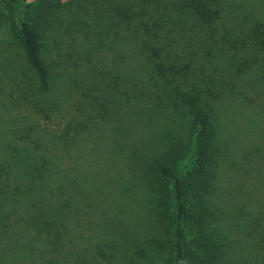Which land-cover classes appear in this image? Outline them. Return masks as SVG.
I'll return each mask as SVG.
<instances>
[{
    "label": "rangeland",
    "instance_id": "374dc122",
    "mask_svg": "<svg viewBox=\"0 0 264 264\" xmlns=\"http://www.w3.org/2000/svg\"><path fill=\"white\" fill-rule=\"evenodd\" d=\"M67 1L41 23L45 90L0 21V264H170L157 199L167 184L154 167L187 144V168L193 135L174 90L214 88L264 107V0H200L219 12L210 25L180 0H136L138 40L174 66L169 85L111 9L128 0ZM254 39L256 60L233 64ZM231 173L212 233L226 264H264V162Z\"/></svg>",
    "mask_w": 264,
    "mask_h": 264
},
{
    "label": "trees",
    "instance_id": "16d2710c",
    "mask_svg": "<svg viewBox=\"0 0 264 264\" xmlns=\"http://www.w3.org/2000/svg\"><path fill=\"white\" fill-rule=\"evenodd\" d=\"M62 1L32 0L23 3L19 0H5L6 12L0 14V21L8 22L13 36L22 47L25 62L34 71L41 90H45L48 84V72L41 55V23L55 17L51 14ZM180 1L201 23L210 25L219 15L217 9L209 7L203 1ZM128 3V7L126 3L124 6L117 4L111 7L120 17L118 21L124 22L126 37H135L132 42L140 54L151 50L157 52L153 41L148 38L138 40L137 21L133 15L140 4H136V0H128ZM105 6L110 7L111 3L105 2ZM28 12L31 15L28 16ZM83 23L90 24L80 21V24ZM97 25L98 20L93 18L92 26ZM250 43L251 49L240 55L243 61L234 60L233 64L248 67L250 62L256 60L254 54L258 47L254 48L255 39ZM146 57L153 60L152 70L158 79L167 85L175 82L174 75L177 71L174 66L165 64V60L161 58L154 59L149 53ZM191 90L185 93L174 90L180 95L190 116L193 132L188 166H179L187 151V144H180L173 147L171 154L167 151L163 160L154 167L156 176L167 184L166 189L160 186L157 199L166 226L168 258L170 264H226V258L221 255L226 246L224 253L229 257L227 244L214 237L210 223L223 222L221 190L231 184L230 179H234L231 173L233 167L239 165L246 174L252 172L253 175L260 161L264 162L263 159H258L264 154V107L214 88L212 91L209 88ZM241 140H245L246 145L243 146ZM243 150L246 156H243ZM234 190L238 192L232 190L235 197L245 198L243 187L239 185V189L236 187ZM257 200L254 198V201ZM242 201L248 206L251 199Z\"/></svg>",
    "mask_w": 264,
    "mask_h": 264
}]
</instances>
